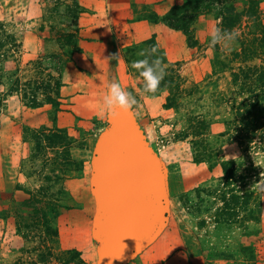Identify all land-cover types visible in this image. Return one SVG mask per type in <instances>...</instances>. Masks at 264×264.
Segmentation results:
<instances>
[{"label":"rangeland","instance_id":"obj_1","mask_svg":"<svg viewBox=\"0 0 264 264\" xmlns=\"http://www.w3.org/2000/svg\"><path fill=\"white\" fill-rule=\"evenodd\" d=\"M259 1L264 24V0ZM105 2L90 5L83 0H0L1 41L3 32L16 41L7 40L0 52V264H62L63 253L71 249L79 252L83 263H94L86 228L90 204L85 182L94 135L102 122L101 91L109 78H115L136 98L133 108L170 172L168 231L136 264H245L237 252L242 229L216 227L212 216L215 204L205 195L216 186L220 175L218 168L211 172L209 166L223 160L236 163L239 175L244 177L240 185L252 191L255 203L260 204L258 227L263 230L262 239H250L251 243L255 240V264H260L264 247L260 245L264 239V143L244 152L221 137L226 121L232 118L230 69L237 64L231 62V53L239 49L237 40L227 50L220 45L210 46L204 29L220 26L214 15L196 21L190 43L181 33L171 30L166 33L169 38L160 34L157 41L155 36L168 62L185 79L186 87L197 90L193 96L183 98L178 109L165 110L166 93H144L142 81L131 67L143 58L148 39L130 36L113 0ZM131 11L135 19L152 10L135 5ZM89 19L95 22L86 26ZM98 21L96 30L93 27ZM86 30L91 39L84 38ZM63 33L79 37L72 68L60 78L64 51L57 38ZM46 85L48 95L59 91L58 111L50 104L32 106V101L44 100ZM190 117L207 122L205 137L184 139ZM53 129L64 130L75 139L78 146H73L71 156L83 163L82 173L53 170V152L41 150L43 133ZM37 142L41 146L37 147ZM107 143L119 149V139ZM198 153L204 156L205 163L194 162ZM116 164V160L111 163L114 172ZM107 178L119 182L116 172ZM108 183L103 192L104 233L116 249L125 243L127 233L137 230L136 225L126 222V207L121 206L119 192ZM138 188L141 190V183ZM181 195L188 199L184 206L179 201ZM45 204L55 207L50 231L40 223L39 212ZM158 222L161 224L162 218Z\"/></svg>","mask_w":264,"mask_h":264},{"label":"trees","instance_id":"obj_2","mask_svg":"<svg viewBox=\"0 0 264 264\" xmlns=\"http://www.w3.org/2000/svg\"><path fill=\"white\" fill-rule=\"evenodd\" d=\"M260 4L259 0H182L181 4L172 6L163 16H158L153 11H146V15L137 16L134 19L136 22L162 24L171 31L181 33L189 43L192 42L193 25L204 16L214 15L220 20V27L238 34L236 40L239 49L231 53V62L237 64L235 69H230V85L234 93L229 104L232 118L226 121L225 131L221 137H226L229 143L236 144L244 152L251 146L264 143V24L260 19ZM146 8L142 7L143 10ZM0 28L3 29L2 26ZM2 34L4 41L0 38V52L7 40L12 43L16 42L9 34L4 32ZM78 37V34L63 33L57 38L59 47L64 51L60 78L72 68L73 54L78 50ZM145 44L146 52L141 60L149 59L151 63L158 59L165 68V76L158 90L150 94L156 96L166 93L163 108L176 110L180 107V101L183 98L196 94V87H186L185 79L168 62L163 51L158 47L155 36L148 39ZM190 46L193 47V45ZM133 70L142 81L140 87L142 90L143 78L139 76L138 70ZM48 74L52 77L50 73ZM56 84L59 86V81ZM43 91L46 95L44 100L38 103L32 101V106L38 108L44 104H50L54 111H58L59 91L55 90L54 96L48 95L49 85H46ZM208 130L209 125L206 121L200 117H190L184 139L191 137L194 141L196 138H203ZM45 132L42 136L43 148L41 150L50 149L53 152V157L50 159L53 170L65 172L72 170L78 174L82 173L83 163L74 161L71 156L73 146L74 148L78 146H75V139L69 137L64 130L53 129ZM39 146L41 144L37 142V147ZM194 162L201 164L206 160L198 153L194 157ZM209 168L211 172L214 168H218L220 174L216 179V186L210 187L205 194L215 204L212 214L213 224L216 227L236 226L238 229L240 227L242 231L237 252L244 258L245 264H255L253 244L255 240L262 239L260 233L263 232L262 228L258 227L261 223L260 204L255 203L252 191L240 185L243 184L244 177L239 175L238 166L232 160L214 161ZM185 197L181 195L179 198L183 206L188 201ZM54 209L55 207L45 204L39 212L41 214L40 223L45 231L52 229ZM250 225L254 227L250 229ZM251 238L256 239L251 243ZM63 254V258L60 259L62 264H86L80 260V254L75 249L67 250Z\"/></svg>","mask_w":264,"mask_h":264},{"label":"water","instance_id":"obj_3","mask_svg":"<svg viewBox=\"0 0 264 264\" xmlns=\"http://www.w3.org/2000/svg\"><path fill=\"white\" fill-rule=\"evenodd\" d=\"M117 82L109 78L102 88L103 128L93 141L88 160V193L93 200L89 224V237L94 244L93 264H136L168 231L171 221L170 172L164 156L150 141L133 107L129 112L118 111L114 115L107 111L108 88ZM113 138L119 139V149L108 146L107 141ZM114 160L119 181L115 184L107 178L115 174L111 166ZM107 183L119 192L120 204L126 207L125 220L136 225L137 230L127 233L125 243L116 249L110 246L104 233L103 192Z\"/></svg>","mask_w":264,"mask_h":264},{"label":"clouds","instance_id":"obj_4","mask_svg":"<svg viewBox=\"0 0 264 264\" xmlns=\"http://www.w3.org/2000/svg\"><path fill=\"white\" fill-rule=\"evenodd\" d=\"M204 31L208 33L211 47L220 45L224 50L229 49L238 35L235 31L229 32L218 25L210 29L205 28ZM131 67L138 70L139 76L143 78L142 90L144 93H155L158 90L165 76V68L161 65L160 60H153L151 63L149 59L137 60L132 63ZM136 103L137 100L132 93L123 89L118 82L109 86L105 100L109 114L114 115L118 111L129 112Z\"/></svg>","mask_w":264,"mask_h":264},{"label":"crops","instance_id":"obj_5","mask_svg":"<svg viewBox=\"0 0 264 264\" xmlns=\"http://www.w3.org/2000/svg\"><path fill=\"white\" fill-rule=\"evenodd\" d=\"M83 1L84 2L89 1L90 5L95 4V3L98 5L99 3L101 4V2L104 3V1L107 2L108 0H103V1L101 0V2H99V0H83ZM181 3H182V0H113V4H115L116 8L119 9L118 16H119V18L121 17L123 19V23L125 25V28H127V30H129L130 36H132L134 39L141 38V40H146L152 36H156L157 41H159V38H161L160 34L166 35V33H168L170 30L167 29L162 24H156L155 25V24H151V23L146 22V21L136 22V20H134V17H132L131 7L133 9V6H135V5L136 6H139V5L149 6L150 9L154 13H156L158 16H163L172 6L178 5ZM106 4H108V3H106ZM85 12H87V11H85ZM87 13H89V12H87ZM85 16H87V15H85ZM90 17H92V16H90ZM122 19H121V22H122ZM92 22L94 23L95 21H92V19L91 20L89 19L88 21H86V23L88 24L86 26H89V24H91ZM106 23L107 22H104V24H106ZM99 24H100V21H98V23H96V26L93 28L98 30L97 28H99ZM121 27L119 26V28H121ZM87 30H89V29H87ZM87 30L85 31V33H83L85 36L84 38H87V39L90 38L91 39L92 37L88 35L89 31H87ZM165 37L169 38L170 36L166 35ZM25 40L26 39H24L22 42H24ZM262 216L264 218V212H263ZM263 244H264V239L260 245L263 246ZM261 250H262L261 256L263 258V261L260 264H264V247L263 248L261 247Z\"/></svg>","mask_w":264,"mask_h":264},{"label":"flooded vegetation","instance_id":"obj_6","mask_svg":"<svg viewBox=\"0 0 264 264\" xmlns=\"http://www.w3.org/2000/svg\"><path fill=\"white\" fill-rule=\"evenodd\" d=\"M103 128V122L100 123V125L98 126V130L96 131L95 135H94V138L96 137V135L98 134V132ZM86 194H87V198H88V201H89V204H90V207H89V212H88V221H87V232L89 233V224H90V218H91V215L93 213V200L91 198V196L89 195L88 193V170L86 172ZM92 249H94V244L92 242Z\"/></svg>","mask_w":264,"mask_h":264}]
</instances>
